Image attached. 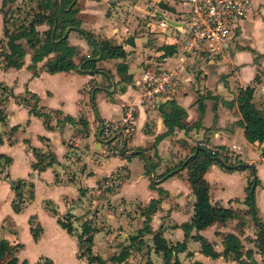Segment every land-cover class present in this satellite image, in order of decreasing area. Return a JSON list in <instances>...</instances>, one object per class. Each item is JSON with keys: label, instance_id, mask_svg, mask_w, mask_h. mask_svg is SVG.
<instances>
[{"label": "crops", "instance_id": "obj_1", "mask_svg": "<svg viewBox=\"0 0 264 264\" xmlns=\"http://www.w3.org/2000/svg\"><path fill=\"white\" fill-rule=\"evenodd\" d=\"M247 1L242 43L209 51L213 43L183 46L181 0H71L70 21L57 16L52 27L42 0H0V50L7 51L3 28L19 31L37 15L35 47L19 39L21 65L0 68V264L10 257L15 264H238L224 252L234 241L240 259L250 250V264H264L246 201L255 177L251 204L264 224V140H245L236 103L239 91L251 88L264 121V0ZM49 30L50 38L61 33L56 40L73 68L48 72L57 52L32 63ZM78 30L91 34L101 52ZM112 47L124 55L104 57ZM86 58L99 72L76 69ZM155 65L170 71L175 85L150 101L140 77ZM173 104L184 111V128L167 125ZM194 146L251 164L253 173L211 161L203 173L209 203L233 214L185 231L195 197L186 168L177 166ZM147 162L154 164L153 187ZM17 182L22 202L15 212ZM152 200L158 202L145 219ZM66 219L71 233L57 222ZM201 240L214 256L201 251ZM86 249L99 262H88ZM121 249L125 257L112 260Z\"/></svg>", "mask_w": 264, "mask_h": 264}, {"label": "trees", "instance_id": "obj_2", "mask_svg": "<svg viewBox=\"0 0 264 264\" xmlns=\"http://www.w3.org/2000/svg\"><path fill=\"white\" fill-rule=\"evenodd\" d=\"M45 2V4L48 6V15H42L47 17V21L50 27H52L56 23L57 16H60L61 22L67 23V21H70L68 18V13H70V9L65 10L67 6L70 4L71 0H42ZM51 5L53 6V11L51 10ZM37 15L34 16V18L25 26H21L19 31L11 32L9 33L7 29L3 28V36L6 38L5 42V51L4 49L0 50V68H18L21 65L20 57L23 55V50L21 48V45L17 42L19 39L24 38L27 42V44L34 48L35 44L37 43L36 39V31L34 29V23L37 20ZM69 19V20H68ZM66 25H72L71 22H69ZM85 39L93 45L96 52H101L99 50L98 44L93 39L92 35L89 33H86L84 31L78 30ZM51 36V30L47 32V36L44 40V44L40 47V49H36L33 52V55L31 57L32 63H35L39 61L43 56H46L50 52H57V55L54 57L53 60L48 61L46 63V69L48 72H58V71H66L71 68H73V64L68 59V51H63L57 42V38L61 36V33L56 34V36L53 38H50ZM124 55L123 50L117 47H112L108 49L105 52L104 57L106 58H119ZM82 64L80 66V72H99L98 69H95L94 67V59L86 58L82 60ZM251 94L252 89L249 87H246L245 89H242L239 91L236 99L237 103V110L239 111V114L241 116V126L243 128V136L245 140L249 143L253 142H262L264 140V121L259 116V112L255 109L253 104L251 103ZM91 103H92V96H91ZM35 115L40 116L39 114L35 113ZM184 111L179 108L177 105L173 104L172 111L169 116V122H167V125L169 127L176 126L178 128H184V126L180 123V118L183 117ZM34 152V150H33ZM217 154V153H214ZM210 150L206 148H201L199 146H194L192 150V154L187 157L182 163H180L177 168H186L187 170V178L189 185L191 187L192 193L195 197L194 203H193V215L190 220L189 224H183L182 228L190 229L191 227H194L195 229L199 230L202 229L213 222H224L225 220L231 218L233 212L230 209L223 208L218 205H211L208 200V191H209V185L208 183L203 179V173L210 164L209 156L214 155ZM36 156L38 157V154L36 153ZM38 158V161L35 164H38L40 161ZM35 164L33 166H35ZM37 167V166H36ZM154 167V164L152 163H146L145 172L148 174ZM223 167V166H222ZM225 170H231L229 167H223ZM251 174L253 173V169L250 170ZM171 172H166L164 176L160 178H165ZM257 179L254 177L249 181L247 184V197L246 201L249 204L250 212L252 215L253 222L256 226V238L255 243L257 247V251L259 254L264 256V224H262L258 218L256 217V214L254 212V209L252 207V202L249 198V188L250 186L255 183ZM155 185V182L152 180L150 183V186L153 187ZM12 189L15 192V201L12 203V209L15 212H18L20 209V199L21 195L19 193V183L13 184ZM252 200V196H251ZM158 200H152L150 201L149 205L145 208V219L149 218V215L155 210V206L157 204ZM59 226L63 229H65L68 233H71L72 228L70 223L66 220H58L57 221ZM39 227L36 226L34 228L30 227V233L33 237V239H36L39 233ZM2 243L0 244V246ZM176 246H180V244H176ZM240 245L238 241H234L230 245H226L224 248V252L226 253L229 251L233 257L237 261L238 264H250L249 260L251 258V251L246 250L244 255L245 259H240L241 252L239 251ZM201 251L205 254H208L210 256H214L215 253L211 250V248L203 241L201 240ZM86 253V260L88 262H99V260L91 256L89 253V249L85 250ZM126 255V249H121L119 254L112 258L114 261H121ZM16 258L10 257L4 264H15Z\"/></svg>", "mask_w": 264, "mask_h": 264}, {"label": "built area", "instance_id": "obj_3", "mask_svg": "<svg viewBox=\"0 0 264 264\" xmlns=\"http://www.w3.org/2000/svg\"><path fill=\"white\" fill-rule=\"evenodd\" d=\"M194 1L186 0L184 4L194 5ZM247 3V0H206L203 10L200 7V23L191 27L192 31L188 32V36L182 40L183 46H188V50H191V48L196 49L198 45L208 42L213 43V46H208L209 51H212L217 44L220 49L225 48L231 43L229 39L236 37L237 26L241 27L243 25L241 22L246 19ZM198 20V18H192L191 22L196 24L195 22ZM182 30L183 28L179 32ZM174 85L175 76L168 70L158 68L150 70L146 67L141 73L140 86L144 95L150 101H154L159 93ZM212 153H217L214 155L221 160L223 155L225 159H229L226 153L217 151H212ZM262 159H264V154ZM224 160L222 161L226 163L227 160ZM149 177L155 180L152 172L149 173Z\"/></svg>", "mask_w": 264, "mask_h": 264}, {"label": "rangeland", "instance_id": "obj_4", "mask_svg": "<svg viewBox=\"0 0 264 264\" xmlns=\"http://www.w3.org/2000/svg\"><path fill=\"white\" fill-rule=\"evenodd\" d=\"M185 1L186 0H181V4L183 6H181L180 11H181V13H184L185 16L181 20V23H183V26H181L179 28V30H178V31H180L183 28V30L180 32L181 35H182V40H184L186 38V36H188V32L192 31V29H191L192 26H196L197 24L200 23V14H201L200 7L203 10V6L206 3V0H195L193 2L194 5H192L190 3L188 5H186V4H184ZM185 5H186V7H185ZM192 18H198L199 20L195 22L196 24H193L191 22ZM244 21H246V19H244L243 22H241V23L243 24ZM188 27H189V29H188ZM239 34H242V35L244 34L245 35V31H244L243 26H241V27L237 26V35H236V37L234 39L233 38L229 39V41L231 43H235L236 40H237V42H239L240 41L239 40V38H240ZM240 43H242V41H240ZM244 43H246V42H244ZM1 47H2V45H1ZM158 67L163 68L162 66H159V65H155L154 67L152 66L151 68L157 69ZM151 68H150V70H152ZM76 69H77V67H76ZM221 158H222V160H224L225 156L223 155V157H221ZM225 160H227V159H225ZM239 162H241V161L237 160L233 156H230L229 159L226 161V163H228L229 165L236 164V163H239ZM250 170L251 169H249V172H250Z\"/></svg>", "mask_w": 264, "mask_h": 264}, {"label": "water", "instance_id": "obj_5", "mask_svg": "<svg viewBox=\"0 0 264 264\" xmlns=\"http://www.w3.org/2000/svg\"><path fill=\"white\" fill-rule=\"evenodd\" d=\"M172 24H176V23H172ZM79 68H80V66H77V70H79ZM208 158H209L210 161H214V162L218 163L219 165H221L223 167H229L231 169H239V168L248 167V168L252 169V165L251 164H245V163H241V162L240 163H236V164H232V165L226 164L216 155L209 156ZM253 184L250 186L249 191H248L250 201H251V194H252L253 187H254Z\"/></svg>", "mask_w": 264, "mask_h": 264}]
</instances>
